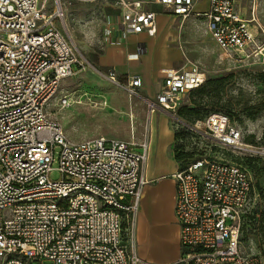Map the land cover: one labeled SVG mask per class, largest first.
<instances>
[{
	"label": "built area",
	"instance_id": "2783aa9c",
	"mask_svg": "<svg viewBox=\"0 0 264 264\" xmlns=\"http://www.w3.org/2000/svg\"><path fill=\"white\" fill-rule=\"evenodd\" d=\"M110 0H0V264H141L135 225L148 184V142L137 145L104 136L73 142L48 107L62 83L84 71L88 62L68 36L64 9L73 4ZM112 0L118 10L104 35L118 29L125 38L155 36L159 5L181 20H204L207 33L227 55L240 59L262 53L255 10L247 19L236 0ZM260 28V26L257 24ZM109 80L117 83L114 72ZM152 110L171 113L205 75L186 64L163 70ZM142 85L139 77L129 91ZM75 93L73 96L75 97ZM57 104L69 108L74 97ZM207 139L244 157L258 149L244 144L241 130L226 114H211L201 124ZM149 141V140H148ZM59 153V180L50 178ZM175 218L182 253L175 264H264L240 242L253 198V177L241 164L207 156L176 171Z\"/></svg>",
	"mask_w": 264,
	"mask_h": 264
},
{
	"label": "rangeland",
	"instance_id": "374dc122",
	"mask_svg": "<svg viewBox=\"0 0 264 264\" xmlns=\"http://www.w3.org/2000/svg\"><path fill=\"white\" fill-rule=\"evenodd\" d=\"M48 1L47 12L53 7L52 0ZM236 3L238 12L247 19L255 10L261 29L256 23L251 27L258 31L257 41L264 47V0H236ZM63 14V26L88 66L62 83L57 98L48 107L50 117L62 125L73 142L104 136L135 143L134 151L143 153L138 145L147 141L150 149L151 141L159 134L161 140H166V127L173 136L168 153L174 159L181 158L180 165L207 156L247 165L253 177L254 194L240 242L247 254L260 256L264 261V51L245 59L229 56L211 39L204 20L193 16L186 20L170 18L166 27L173 30L187 57L178 64L204 74L206 89L204 94L190 92L175 112L168 113L150 108L149 101L154 102V96L148 98L144 85L137 87L134 95L128 90L126 77L117 76L114 83L108 78L109 72L97 65L109 43L104 35L108 21L118 18L113 4L104 1L73 4ZM63 94L72 95L77 104L60 108L56 104ZM211 114L229 115L241 130L244 144L262 154L249 161L204 137L201 124ZM52 167L50 178L59 180L58 152Z\"/></svg>",
	"mask_w": 264,
	"mask_h": 264
},
{
	"label": "crops",
	"instance_id": "0c3cea01",
	"mask_svg": "<svg viewBox=\"0 0 264 264\" xmlns=\"http://www.w3.org/2000/svg\"><path fill=\"white\" fill-rule=\"evenodd\" d=\"M107 3L112 4V0ZM151 9L158 13L155 36L143 32L124 38L117 29L113 34V40L117 42L107 43L97 65L116 76L126 77L128 82L139 77L148 98L153 95L155 100L163 83L162 71L183 68L180 64L187 57L173 30L166 27V23L171 22L170 18L179 17L162 13L164 11L159 5H152ZM195 9L206 10L207 0ZM167 133L165 127L166 140H161L160 134L154 136L145 169L148 184L142 192L135 225L141 264H175L182 253L180 226L175 218L176 181L172 178L180 164L168 153L173 136Z\"/></svg>",
	"mask_w": 264,
	"mask_h": 264
},
{
	"label": "trees",
	"instance_id": "16d2710c",
	"mask_svg": "<svg viewBox=\"0 0 264 264\" xmlns=\"http://www.w3.org/2000/svg\"><path fill=\"white\" fill-rule=\"evenodd\" d=\"M203 85H204V83L199 87V88H197V89H194V90H192V91H190V92H197V94H204V92H205V87H203ZM191 112H193L194 114H197L198 112L196 111V110H192ZM182 113V112H181ZM227 115V114H226ZM229 116V115H228ZM230 117V116H229ZM231 118V117H230ZM232 120V119H231ZM246 158H248V159H251V160H249V161H253L254 159H256L257 157H246ZM199 159V158H198ZM176 160H177V162L178 163H181V158H176ZM195 161V160H194ZM193 162V161H192ZM191 162H189V163H187V164H182V165H180V169H184V168H186L189 164H190ZM238 164H241V163H238ZM241 165H243L244 167H246L249 171H250V168L247 166V165H245V164H241ZM253 194H254V186H253ZM245 219H246V215H245V217H244V221H243V226H244V224H245ZM243 226H242V232H243Z\"/></svg>",
	"mask_w": 264,
	"mask_h": 264
},
{
	"label": "bare ground",
	"instance_id": "6f19581e",
	"mask_svg": "<svg viewBox=\"0 0 264 264\" xmlns=\"http://www.w3.org/2000/svg\"><path fill=\"white\" fill-rule=\"evenodd\" d=\"M155 124V123H154ZM155 126V125H154ZM152 128H153V126H152ZM154 131V130H153Z\"/></svg>",
	"mask_w": 264,
	"mask_h": 264
}]
</instances>
